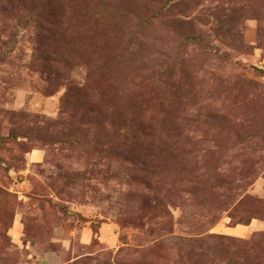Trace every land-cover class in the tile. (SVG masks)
Listing matches in <instances>:
<instances>
[{"label": "rangeland", "instance_id": "1", "mask_svg": "<svg viewBox=\"0 0 264 264\" xmlns=\"http://www.w3.org/2000/svg\"><path fill=\"white\" fill-rule=\"evenodd\" d=\"M0 264H264V0H0Z\"/></svg>", "mask_w": 264, "mask_h": 264}]
</instances>
